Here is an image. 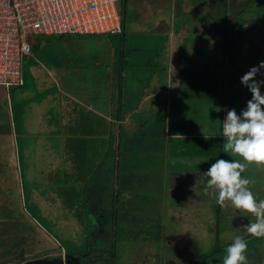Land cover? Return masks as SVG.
Wrapping results in <instances>:
<instances>
[{
    "label": "crops",
    "instance_id": "crops-1",
    "mask_svg": "<svg viewBox=\"0 0 264 264\" xmlns=\"http://www.w3.org/2000/svg\"><path fill=\"white\" fill-rule=\"evenodd\" d=\"M165 15L168 16L160 11L150 12L146 18L149 19L143 20L149 31L166 36L161 50L150 48L149 51H152L153 55L149 65L144 64L147 56L141 53V49L128 52L124 42L121 49L112 46L111 43L105 42L107 39L101 38L105 33L46 35L47 41L40 46L37 59L44 68L43 79L46 82L43 89L50 90L54 84L56 87L53 110L40 112L35 108L27 115L29 108L26 107L31 102L26 99L28 87H25V79L22 86H4L3 97H7V101H0V129L6 131L0 133L7 138L9 144L7 142L5 149L0 140V154L5 152L12 155L15 158L14 167L20 171L24 163L30 164L31 159H34L35 163L38 159L45 161V153L56 150L55 146L51 147L50 143H46V135L56 140L58 153L61 150V139H66L70 148L67 163L72 161L71 167L69 168L67 163L63 166L60 164L56 173L55 165L49 168L44 166L42 174L49 175L50 178L42 182L40 190L46 191L44 186L47 183L52 187H60L61 184H76L77 180L83 179L81 187L86 195L84 198L82 195L79 197L83 208H90L92 214L101 219V222L97 223L110 224L107 220L109 213L100 208L105 204L106 192L101 194L99 191L97 195L95 186H89L87 181L94 174L106 169V158L109 157L110 151H115L110 171L116 175L117 183L124 189L122 210L118 209L121 198L118 195H113L112 199L109 197L111 213H117V223L118 218H122V223L136 224L135 217L136 214L142 213L141 207L162 209L167 195H172L177 203L171 204V215L191 220L186 227L189 228L188 235H185L191 244L195 234L190 225L199 224L200 219L193 211L200 209L198 215L202 216L206 201L197 200L195 193L186 195L181 190L186 183L200 184L202 178L206 183L207 177L204 173L216 159H233L222 149L224 138L219 135L221 120L229 109L234 108L239 113L251 99V92L241 83L240 78L252 66L264 61V42L253 43L246 40L245 50L239 46L242 50L235 52L232 49L233 39L227 40V36L225 41L220 39L221 35L225 34V29H220L214 50L205 51L202 47V50L197 49L199 55H195L188 48L192 45H187L186 40L179 41L178 37L173 36V24L163 19ZM185 22L180 21L175 31H179V28L180 31L184 30ZM123 29L122 34L125 32V18ZM198 29L196 27L197 33ZM86 36H95L97 46ZM48 42H51L52 46L47 44ZM258 45L261 46L257 48ZM47 48H54L53 53L47 52ZM180 48L182 56H179ZM116 49L122 53V62L119 68L117 67L115 88H110L113 76L109 77L108 74L113 72L114 56L119 55V52H113ZM210 51L214 52L217 59V54L224 53L226 61H216ZM191 63L197 65L192 68ZM261 72L256 79H264V69ZM131 78L140 81L137 88L128 86L127 82H130ZM75 81L79 83L75 84ZM117 81L120 82L118 89ZM63 83H66L64 87ZM116 90L118 94H115ZM261 91L264 92V87ZM49 98L51 99V91ZM127 99L129 104L125 102ZM189 121L194 122L192 132L184 128L185 123ZM101 129H104L105 133L103 130L100 133ZM111 129H114L113 132H110ZM98 139L102 140V146L97 144L94 148L93 143ZM71 171L73 173H70ZM2 173L4 174V167L0 163V209H6L2 208L4 204L10 208L14 198L22 197L23 189L25 192L31 191L30 187L35 184L26 181V176H22L20 172L22 177H17L15 184L22 186L21 190L19 188L20 191L15 193L10 187L7 188L9 193H5L2 186L10 183L11 179L3 181ZM17 174L19 176V172ZM27 174H30L29 171ZM72 174L74 178L71 177ZM108 176L110 177V173ZM105 180L109 184V178ZM13 183L14 181L11 184ZM205 183L200 185L203 191ZM134 186L142 191H136ZM249 187L255 194L256 187L253 189L250 184ZM53 191L52 188L47 191L48 195L53 194ZM142 192L145 193L144 197L138 195ZM158 192L161 193L162 199H159ZM152 193L155 195L151 197ZM259 196L264 199V191L263 195L260 192ZM214 204L215 200L211 205ZM231 207L225 205L223 209L217 205L214 218H220L221 210L224 212L223 216L227 214L229 217L227 209ZM181 209H191L192 212L186 213ZM6 210H2L3 215L1 214L0 218L9 215ZM158 215L163 218L162 212ZM238 217L241 216L238 214ZM243 218L249 222L248 217ZM208 222L211 224L215 220L205 221ZM151 223L162 225L161 220L147 222ZM161 229L160 227L159 231ZM237 232L240 233L239 228ZM180 239L182 248L186 251L195 250L190 248V244L189 248L185 246L184 238ZM152 252L154 253H146L153 255ZM262 254L259 255L258 261L264 264Z\"/></svg>",
    "mask_w": 264,
    "mask_h": 264
},
{
    "label": "rangeland",
    "instance_id": "rangeland-1",
    "mask_svg": "<svg viewBox=\"0 0 264 264\" xmlns=\"http://www.w3.org/2000/svg\"><path fill=\"white\" fill-rule=\"evenodd\" d=\"M250 1L251 0H121L117 3V7L122 18H125L124 34L117 35L105 33L101 38L107 39L105 42L111 43L112 46H117L119 49L123 47L124 42L128 52L141 49V53L143 52V54L147 56L144 64L149 65L153 55V52L149 51L150 48L152 50H161L166 40L165 35L161 33H157L156 35L155 32L153 33L146 28L144 21L149 19V17L148 19L146 18L150 12L158 13V11H160L167 14L168 16L165 15L163 19L173 24V36L178 37L177 40L179 41L186 40L187 45H192L188 48L189 51H192L191 53L195 55H199L197 49L202 50L204 48L205 51H209L210 49L214 50V45L220 33L219 30L221 29L224 31L225 24L238 17L237 15L241 13V15H246V17L249 16L245 21H240L241 19L239 18L240 20H238L239 22L235 26L237 36L232 40V49L235 52H239V50H245L244 41L246 40L253 43L264 42V11L262 12L263 16L260 18L258 16L253 17V13L258 12V10L260 12L262 7H252L253 5L250 4ZM180 21H186V27L182 31H180V28L179 31H175ZM196 27L199 28L198 33ZM260 33H262L263 36L260 35ZM95 36L86 37H90L93 45L97 46ZM225 37L226 34H224V36L221 35L220 39L225 41ZM46 41V35L32 37L30 39L32 52L30 55L24 57L23 79H25L26 82L25 87H28L26 99L28 98L29 102H31L30 104L28 103L26 107V109L29 108L27 115H30L35 108L39 109L40 112H44L47 109L53 110L55 101L53 95L56 92V87L54 84L51 85L50 90L43 89L44 83L46 82L43 79L44 68L38 63L37 59L39 48L41 45L43 46ZM196 42L200 44L195 45ZM47 44L52 46L51 42ZM53 44H55V42ZM229 46H231V44H229ZM239 46H242V49ZM260 46L261 45H258L257 48ZM194 47L196 49H194ZM181 48L179 56H182ZM53 49L54 48H47L46 51L52 54ZM119 49L113 52L118 53ZM221 51H223V49ZM210 52L211 56L214 57V52ZM117 55H115L113 59V72L108 74L109 77L113 76L110 88H115L117 67L119 68L121 65L120 62H122V53L119 52V55ZM217 57L218 59L216 57L214 58L218 62L219 59L224 60V62L226 61L224 53L217 54ZM208 62L212 63V61ZM195 65L197 64L191 63L190 67L193 68ZM78 83V81H75V84ZM118 83L117 89L120 85V82ZM127 83L131 88L132 86L137 88L140 85L139 80H132V78L130 82ZM65 84L66 83H63V87ZM4 88V86H0V101H7V97H3L5 94ZM12 91H14V89ZM50 91L52 100L49 98ZM115 94H118V90L115 91ZM18 96L19 94L16 95V97ZM125 102L129 104L128 99ZM96 106L98 107L99 105L96 104ZM193 124L194 122L191 123V121L186 122L184 128L192 132ZM0 130V132L6 131V129L3 128ZM102 130L105 133L104 129H101L99 132L102 133ZM113 130L111 129L110 132H113ZM194 130L196 131L197 129L194 128ZM0 135L2 146L6 149L8 142L7 138L4 137L2 133H0ZM45 138L46 143H50L51 147L55 146L56 150L51 153H45V161H43V159H38L35 163V160L31 159L32 162L30 164L24 163V167L22 166L20 171H18L17 168L15 169V158H13L12 155L5 152H1L0 154V163L1 166L4 167V174L2 173L1 179H3V181H5V179H11L9 181L10 183H5L4 186H2L5 193H9L7 188L10 187L13 188V192L15 193L18 192L17 190H19V188L21 190L22 186L15 184L17 183V177L21 179L22 176H26V181H31L35 184V186L30 187L32 189L31 191L26 190L25 192V189H23L22 197L14 198L10 208L4 204L2 208H6L7 210L0 209V215H3L2 210H6L9 214L8 216L0 218V264H22L28 259L55 255L63 251L72 254L83 253V264H91L93 261L95 264H109L110 262L112 264H145L146 260L147 264H152L154 259L158 258V256L164 259L165 256L169 257L175 255V260H179L180 257H186L188 254L189 260L184 261V263L220 264V260L226 254L225 248L238 234L237 226L235 225L236 219L234 221V217L237 218L238 213L231 203H227L226 201L227 206H232L227 209L229 217L227 214L223 216L224 212L221 210L219 212L220 215L218 214L220 218H214L216 217L214 209L218 204L211 190L206 191L204 189L203 191V187H200V185L205 183L203 178L200 184L199 182L186 183V185L183 186L184 189L181 190L186 195L189 193L193 195L195 193L197 200L206 201V207L203 209L204 212L202 216L198 215L200 209L193 211V214L199 216L200 219L199 224L192 223L190 225L193 227L191 231L195 234V237L191 240V244L188 242V237L185 238V235L187 236L189 231V228H186L187 223L191 222V220H186L182 216L175 217L171 215L173 209H171L170 206L171 204L175 205L177 200L175 201V199H173L174 196L167 195V198L164 200L165 206H163L162 209L154 210L151 207L149 209L141 207L142 213L136 214L135 217L137 221L136 224L122 223V218H118V223L116 218V222L114 223L111 222L110 217H108L107 220L110 222L109 227L112 225V227L116 228L117 226L115 234L117 251H109L107 248L108 251H102L103 248H99L94 252L83 251L86 250L90 243L86 228L89 227V225L91 226V220H93L92 223H97L101 219L92 213L90 214V212L87 213L86 208H83V203L79 199L81 195L83 198L86 195V192H83L85 190L81 187V185H83V179L77 180L76 184H61L60 187H52V185L45 182L47 183V185L44 186L46 191L40 190L43 184L42 182L50 178L49 175L43 176L44 166L49 168L51 165H55L56 169H60V164L63 166V164L67 163L68 151L70 150L68 142L64 138L60 141V153H58V143H56V140L50 138L48 135H46ZM97 144L102 146V140H96V142L93 143L94 148L98 146ZM95 151H97V149H95ZM113 152L116 153L115 151ZM113 152L110 151L109 157L106 158V169L104 171L101 170L98 174H94L93 177H90L89 181H87L90 183L89 186H95L94 190L97 192V195L99 191L101 194L106 192L105 204L100 208H103L104 212L107 211L109 215L113 214L111 213L112 209L109 205V197L112 199L113 195H118L121 198L118 209L120 208V210H122V198L124 195L123 186L117 183L116 175L110 171V169H112L110 165H112ZM121 162L123 163L124 161L122 160ZM71 164L72 161H69L67 166L70 168ZM59 169L56 170V173ZM28 171L30 174H27ZM17 172H19V176ZM47 172H49V170ZM70 173L73 172L71 171ZM109 173L110 177L108 176ZM58 175L59 174H57V177ZM243 175H246L250 180V185L253 189L256 187L255 196L260 199V192L261 195H263L264 191V166L250 164L247 166ZM71 177L74 178V174H72ZM62 178L64 179V174H62ZM105 178H109V184H107ZM126 178L130 179V177ZM13 181L14 183L11 184ZM57 181L56 179V184ZM51 188L52 191H55H53V194L48 195L47 191L51 190ZM133 188L136 191H142L135 186ZM185 190L187 192H185ZM109 191L112 193H109ZM160 194L161 193L158 192L159 199H162ZM138 195L144 197L145 193H138ZM154 195L155 194L152 193L151 197ZM214 200L215 204L211 205ZM9 204L10 203H8V205ZM181 211L186 213L189 211L192 212L191 209H181ZM160 212H162L163 218H160V215H158ZM212 219L215 220L214 223H205V221H211ZM151 220L157 222L161 220L162 225H157L156 223L147 224V222ZM160 227L162 228L161 231H159ZM181 237L184 238L185 246L188 247L190 244V248H195L196 251H185L184 248H182ZM245 239L249 245L246 254L250 264H262L258 260L259 255L263 253L262 255L264 256V237L249 235L245 237ZM95 243H97V241ZM212 246L213 250H211ZM67 249L69 251H66ZM147 251H154V253L152 252L153 255H150L146 253ZM105 255L108 256L106 257ZM253 256L255 257L252 258ZM169 258L171 259V257ZM166 260L167 259H164L162 261L161 259L163 262L162 264H164ZM154 262L157 263V261Z\"/></svg>",
    "mask_w": 264,
    "mask_h": 264
},
{
    "label": "clouds",
    "instance_id": "clouds-1",
    "mask_svg": "<svg viewBox=\"0 0 264 264\" xmlns=\"http://www.w3.org/2000/svg\"><path fill=\"white\" fill-rule=\"evenodd\" d=\"M262 69L264 61L241 76V83L252 94L251 99L239 113L229 109L221 120L222 149L233 159H216L204 173L207 177L204 189L212 191L216 203L223 208L226 201L230 202L242 218H249L225 248L220 264H250L245 237H264V199L255 196L249 187L250 180L243 175L250 164L264 166V92L261 91L264 79H256Z\"/></svg>",
    "mask_w": 264,
    "mask_h": 264
},
{
    "label": "built area",
    "instance_id": "built-area-1",
    "mask_svg": "<svg viewBox=\"0 0 264 264\" xmlns=\"http://www.w3.org/2000/svg\"><path fill=\"white\" fill-rule=\"evenodd\" d=\"M119 1L0 0V85L24 84V57L34 36L122 33Z\"/></svg>",
    "mask_w": 264,
    "mask_h": 264
},
{
    "label": "trees",
    "instance_id": "trees-1",
    "mask_svg": "<svg viewBox=\"0 0 264 264\" xmlns=\"http://www.w3.org/2000/svg\"><path fill=\"white\" fill-rule=\"evenodd\" d=\"M250 4L253 5L252 7H256V6H261L262 8L260 9L261 11L259 12H254L253 13V17L254 16H258L259 18L261 16H263V11H264V0H251ZM238 17L234 18L233 20H231L230 22H227V24H225V34L227 36V40L229 39H233L235 36H237V31L235 30V26L236 24L240 21H245L248 16L246 17V15H241V13H239L237 15ZM240 16V17H239ZM240 18V19H239ZM225 21H226V17H225ZM123 25H124V17H123ZM122 34V33H121ZM260 35H262V33H260ZM263 36V35H262ZM22 86V85H21ZM117 210V209H114ZM86 212L90 214L92 213L90 208H86ZM95 215V214H94ZM111 222H116V218H117V213L115 212L112 215H109ZM114 216V217H113ZM101 222V220H100ZM96 225V226H95ZM93 226H95L94 228H92ZM87 229V237L90 240L89 246L86 248V250L83 251H96L99 248H103L102 251H117L116 247H117V241L115 239V234L117 231V226L112 227V225L109 227V224H100V223H91V226L89 225V227L86 228ZM111 239V240H110ZM97 241V243H95ZM92 242V243H91ZM108 250H107V249ZM66 251H69L68 249ZM80 251V250H77ZM87 255V252H86ZM106 257L108 255H105ZM91 264H95V262L93 261V263ZM109 264H112L111 262Z\"/></svg>",
    "mask_w": 264,
    "mask_h": 264
},
{
    "label": "flooded vegetation",
    "instance_id": "flooded-vegetation-1",
    "mask_svg": "<svg viewBox=\"0 0 264 264\" xmlns=\"http://www.w3.org/2000/svg\"><path fill=\"white\" fill-rule=\"evenodd\" d=\"M234 221H235V217H234ZM247 223V221H243L242 218L240 217H237L236 218V221H235V225L237 226V228H239V231L242 230V224H245ZM186 251V249H184ZM69 253L68 252H61V253H58V254H55V255H46L45 257H38V258H48V259H53L55 257H63L66 261L67 259V255ZM72 254V253H71ZM187 255V254H186ZM83 253L82 254H72V256L70 257V263L69 264H83ZM87 256V255H86ZM75 257V258H74ZM78 257V258H76ZM171 257V259L169 258ZM169 257H166L164 259H167L166 262L164 264H187V263H184V261H188L189 260V254L185 257H180L179 260H175V255L174 256H169ZM35 259V258H34ZM164 260L163 258H160L158 256V258H155L154 261H157V263H155L154 261L152 262V264H162L163 262L161 261ZM186 259V260H185ZM30 259L26 260V261H29ZM25 261V262H26ZM25 262H23L22 264H25ZM40 264H45V263H40Z\"/></svg>",
    "mask_w": 264,
    "mask_h": 264
},
{
    "label": "water",
    "instance_id": "water-1",
    "mask_svg": "<svg viewBox=\"0 0 264 264\" xmlns=\"http://www.w3.org/2000/svg\"><path fill=\"white\" fill-rule=\"evenodd\" d=\"M242 220L244 222L247 221V219H245V218H242ZM71 256H72V254L69 253L66 256L67 257L66 261H65V259L63 257L62 258L61 257H55L53 259H48V258H35V259H30L29 261H26L25 264H40V263H45V264H69L70 263V257ZM76 258H78V257H76Z\"/></svg>",
    "mask_w": 264,
    "mask_h": 264
}]
</instances>
